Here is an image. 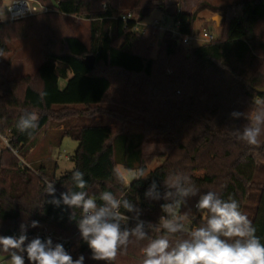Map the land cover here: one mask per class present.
<instances>
[{"label":"trees","instance_id":"16d2710c","mask_svg":"<svg viewBox=\"0 0 264 264\" xmlns=\"http://www.w3.org/2000/svg\"><path fill=\"white\" fill-rule=\"evenodd\" d=\"M54 11L18 19L0 18V54L8 51L7 42L18 36L35 34L40 39L42 63L34 75L0 81V132L25 158L39 133L53 121L67 123L71 117H110L116 121L133 120L138 115L143 126L135 156L123 162L128 169L143 168L153 161L142 154L149 140L169 144L168 154H160V163L147 173L146 179L130 185L120 183L113 175L118 166L115 140L118 135L111 124H84L62 130L63 137L78 142L69 157L74 168L62 175H48L43 167L33 170L22 165L10 151L0 156V236H19L26 226L28 241L41 224L63 237L72 238L84 264H93L91 250L77 234L80 209L49 203L47 182H54L56 198L79 191L72 172L80 170L87 181V191L98 204L99 195L110 191L118 199H128L140 210V219L158 223L164 215L161 205L168 202L150 200L145 192L155 180L161 194L164 180L171 174L187 175L199 190L178 210L193 227L204 223L205 214L194 206L199 195L217 192L222 199L245 202L256 186L255 175L264 166V135L259 146H249L231 136L235 128L246 124L257 99L264 100V0H240L221 8L222 33L219 39L186 50L185 44L170 32H164L157 59L151 57V25L137 26L155 9H164L165 0H138L133 19L124 22L119 13L120 0H38ZM5 0H0V7ZM81 15L90 21L88 44L57 24L60 16ZM183 36L194 37L195 15L180 10L171 13ZM137 27V28H136ZM93 60L92 67L87 62ZM64 82V85H62ZM41 93H44L41 99ZM79 107H82L83 110ZM39 115L38 127L20 132L16 124L25 112ZM232 111L244 113L239 119ZM135 119V118H134ZM124 143L132 137L125 133ZM60 140V141H61ZM128 156V151H125ZM137 161V166L133 165ZM259 196L251 219L256 235L264 243V179L257 186ZM121 212H125L121 208ZM134 216V213H125ZM38 227H31L32 221ZM147 228V226H146ZM149 237L164 234L148 230ZM187 238L185 233L170 237L173 244ZM26 241V242H28ZM55 244V242L53 241ZM148 240L131 242L125 251L138 254ZM70 254L71 250L66 249ZM4 256L7 253L1 252ZM25 264H30L25 257Z\"/></svg>","mask_w":264,"mask_h":264},{"label":"clouds","instance_id":"9594fccd","mask_svg":"<svg viewBox=\"0 0 264 264\" xmlns=\"http://www.w3.org/2000/svg\"><path fill=\"white\" fill-rule=\"evenodd\" d=\"M44 95L41 93V99ZM230 116L239 119L244 117V113L232 111ZM39 118L34 111L25 112L16 127L20 132L30 134V130L38 127ZM246 119L248 122L242 128H235L230 134L249 146H259L264 135V100L255 101V107ZM113 175L125 185L148 176L143 168L132 170L120 166L114 167ZM71 179L79 191L68 190L56 198L55 183L47 182L45 193L52 197L49 203L57 207L63 204L72 209L69 217L72 220L77 219L74 209H80L78 230L91 250L93 260L111 264L121 250L127 249L131 238H135L137 241L148 240L142 249L141 264H264V243L256 235L252 221L240 210L239 202L232 197L222 199L215 191L200 194L194 207L205 214L204 223L191 229L186 227L187 216L180 215L178 210L187 205L188 198L199 193L187 175H169L163 182V194L157 182L152 181L145 197L168 202L161 205L164 215L160 216L158 224L148 223L147 228L139 218L141 210L128 199H118L112 192L103 191L99 195L103 203L98 204L94 196L84 191L87 181L82 171H73ZM121 208L125 212H121ZM125 213H134L135 227L124 226L130 219ZM38 226V221L31 222V227ZM20 227L18 237L0 236V252L9 255L8 264H25V253L30 264H84L83 255L73 259L63 244H54L51 237L41 239L36 236L28 241L26 226L22 224ZM150 229L164 234L151 238L148 234ZM177 233H185L187 238L173 244L170 237Z\"/></svg>","mask_w":264,"mask_h":264},{"label":"rangeland","instance_id":"374dc122","mask_svg":"<svg viewBox=\"0 0 264 264\" xmlns=\"http://www.w3.org/2000/svg\"><path fill=\"white\" fill-rule=\"evenodd\" d=\"M240 0H165L164 9H155L149 17L141 20V23L151 24L156 21L162 26H172L174 23L171 18V13H175L176 10L187 12L195 15L194 29L195 31L202 32L207 30L213 33L218 39L222 33V21L223 12L221 8L230 5ZM252 1V0H249ZM138 0H120L119 13L121 15L131 13L133 17L137 19L133 14V10L137 5ZM10 0H5L4 4L0 7V18L3 20L8 19V4ZM54 11V10H53ZM52 11V12H53ZM220 17L219 23L216 22V17ZM56 22L63 29H66L69 33L76 35L80 40L85 43L90 41V21L81 15H66L60 16ZM164 30L153 28L152 32V44H151V57L157 59V54L161 46ZM40 39L35 34L27 36H18L15 39H11L7 42L8 51L0 54V81L2 79H14L22 76L34 75L41 65L43 59L41 55ZM201 41H192V47L198 46ZM191 48H186L190 50ZM64 85V82H62ZM83 110L82 107H79ZM133 120H121L116 121L110 117H94V118H79L71 117L66 120L67 123L59 124L58 121H53L51 126L42 130L34 140V144L25 157L27 163H29L31 169L38 170L43 167L48 175H52L54 172L57 175H62L66 171H70L74 168L73 161L70 160V156L78 147V142L70 137H63L61 140L62 130L66 127L77 126L81 127L84 124H111L114 127L116 133H118L115 140L116 157L118 166L122 169L126 168L123 162L127 159L134 157V145L139 143L138 134L142 136L143 126L138 123V115L135 113H129ZM135 118V119H134ZM125 133H129L132 137L127 144L124 143ZM61 140V141H60ZM173 147L169 144L154 142V139L147 141L141 147L142 154L145 156H152L154 159L147 165L145 171L146 174L152 171L160 163V154H168L172 151ZM128 151V156L125 154ZM51 157V158H49ZM131 161V159L129 160ZM133 165L137 166V161L133 160ZM137 168V167H136ZM136 168H132L135 170ZM264 179V166L258 168L255 175L256 186L253 187L252 193L245 202L243 213L251 220L254 215L255 206L259 196V188L257 187ZM134 181V180H133ZM132 181V182H133ZM200 211H196V215ZM189 219L185 221L187 224ZM72 256L77 257L78 252H72ZM10 257L4 256L0 252V264H8ZM143 259V253L140 251L138 254H132L125 250H121L115 261L111 264H141ZM93 264H106L104 261H96Z\"/></svg>","mask_w":264,"mask_h":264},{"label":"built area","instance_id":"2783aa9c","mask_svg":"<svg viewBox=\"0 0 264 264\" xmlns=\"http://www.w3.org/2000/svg\"><path fill=\"white\" fill-rule=\"evenodd\" d=\"M8 6L9 7L7 9L8 11L7 20H18V19L34 16L37 14H43V13H48V12L53 11V9H51L50 7H47L46 5L42 4L38 0H10V3L8 4ZM121 18L124 22L135 19L131 13L121 15ZM1 20L4 21L3 19ZM148 25H151L154 28L159 27L160 29H163L164 32H170L173 36L177 37L180 42H182L183 44H185L186 47H189V48H192L193 46L192 41L194 40H199L201 41V44H202L206 42H212L218 39L213 33L207 30L198 32L196 36L190 37V36H183L180 33L179 31L180 28L178 24H174V27H172V26H164V25L162 26L157 21L151 24L137 22V26H141L143 28ZM3 150H10L19 159L22 165H25L26 167H29V168L32 167L29 165V163L26 162L25 158H23L20 155L19 150L11 146L7 136L0 132V156ZM129 217L130 219L128 220L127 224L124 226L128 228L135 227V224L137 223V221L135 219H132L133 216H129ZM144 222H145V226H147L148 223H151L147 221H144ZM151 224L155 225L158 223H151ZM186 227L189 229L195 228L192 226L191 222H188L186 224ZM77 234H80V233L77 232L76 235ZM36 236H39L41 239H47L51 237V239L55 243L63 244L65 249L71 250V252H77V249L74 246V242L72 238L63 237L57 234L55 230L50 229L47 224L40 225V228L37 231V233L34 235V237ZM25 257H26V253H25Z\"/></svg>","mask_w":264,"mask_h":264},{"label":"water","instance_id":"95a60500","mask_svg":"<svg viewBox=\"0 0 264 264\" xmlns=\"http://www.w3.org/2000/svg\"><path fill=\"white\" fill-rule=\"evenodd\" d=\"M215 19H216V22L219 23V19H220V17L218 16V17H216ZM87 64L89 65V67H92L93 60H89V61L87 62ZM257 91L260 92V93H264V87H263V88H260V89H257Z\"/></svg>","mask_w":264,"mask_h":264},{"label":"crops","instance_id":"0c3cea01","mask_svg":"<svg viewBox=\"0 0 264 264\" xmlns=\"http://www.w3.org/2000/svg\"><path fill=\"white\" fill-rule=\"evenodd\" d=\"M49 158H51V157H49Z\"/></svg>","mask_w":264,"mask_h":264}]
</instances>
